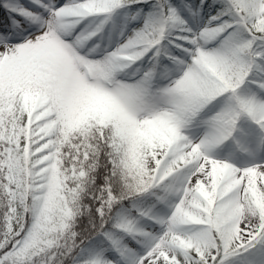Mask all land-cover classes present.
<instances>
[{
    "label": "snow or ice",
    "instance_id": "6c2138e0",
    "mask_svg": "<svg viewBox=\"0 0 264 264\" xmlns=\"http://www.w3.org/2000/svg\"><path fill=\"white\" fill-rule=\"evenodd\" d=\"M0 264H264V0H0Z\"/></svg>",
    "mask_w": 264,
    "mask_h": 264
}]
</instances>
